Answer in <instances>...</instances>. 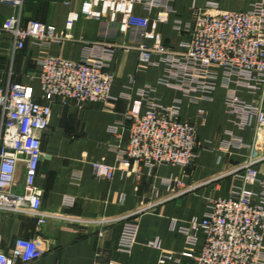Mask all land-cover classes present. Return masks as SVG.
<instances>
[{
	"label": "crops",
	"instance_id": "crops-1",
	"mask_svg": "<svg viewBox=\"0 0 264 264\" xmlns=\"http://www.w3.org/2000/svg\"><path fill=\"white\" fill-rule=\"evenodd\" d=\"M82 1L25 0L23 18L63 28L68 13L78 9ZM209 1L217 2L220 9L249 10L262 0H163V5L152 8L137 4L135 14L148 19L145 27L81 17L74 26V38L46 47L28 41L16 52L13 36L1 25L18 8L0 2V86L9 80L31 85L35 97L43 101L38 78L41 57L61 55L79 61L107 55L108 68L115 74L111 92L117 97L82 106L63 98L53 103L50 125L42 136L44 155L37 182L43 189L42 209L71 220L55 219L38 225L32 216L6 214L0 227L5 249H11L20 237L40 234L49 240L51 249L26 264H193L182 252H199L204 232L198 230V242L191 245L177 226L188 224L193 217L203 218L209 210L208 198L227 196L243 185L240 168L248 155L245 145L253 139L250 115L241 106H230L228 90L220 81L210 93L187 94L178 86L161 83L170 79L166 62L141 61L137 51L124 47L144 42L181 48L188 39L187 29L195 21L194 6L206 7ZM108 44L116 46L106 53ZM148 87L150 97L162 104H179L182 121L198 124L203 145L199 157L188 168L161 165L150 170L143 163H133L126 171L117 170L112 179L95 176L93 162L114 164L116 146L128 141L127 130L119 138L110 127L124 121L128 124L130 109L145 111L140 92ZM237 95L248 104L260 100L264 104V90L240 88ZM258 169L264 172V161ZM17 180L16 190L21 192L23 168ZM177 180H182L184 187ZM185 186L192 189L184 191ZM128 216L138 223L136 243L130 252L119 248Z\"/></svg>",
	"mask_w": 264,
	"mask_h": 264
},
{
	"label": "built area",
	"instance_id": "built-area-1",
	"mask_svg": "<svg viewBox=\"0 0 264 264\" xmlns=\"http://www.w3.org/2000/svg\"><path fill=\"white\" fill-rule=\"evenodd\" d=\"M18 8L6 18L1 29L14 38L13 52L23 49L28 41L46 47L52 42L63 43L74 38L73 29L79 18L126 21L145 27L148 19L135 14V6L163 5V0H83L78 9L68 13L65 26L60 28L37 19L25 21V0H0ZM194 24L187 29L188 39L175 49L162 43L139 42L126 45L135 50L141 61L155 64L166 62L170 79L162 84L180 87L187 94L212 92L221 82L228 90V102L241 106L249 115L253 139L245 145L248 150L240 170L243 185L227 196L208 198L209 210L203 218L193 217L188 224L174 228L187 236L188 243L198 242L197 231L203 230L204 244L199 252L183 251L193 264H264V172L258 164L264 161V104L260 100L246 103L237 95L240 88L264 90V0L249 10L220 9L215 1L206 7H195ZM115 44L105 46L112 52ZM107 55L87 57L76 61L61 55H47L38 60V78L43 101L34 95V88L9 80L0 86V227L6 214L27 215L38 225L51 220L71 218L42 209L43 189L37 179L43 158L42 136L50 125L52 105L58 98L77 105L100 103L116 99L111 92L114 72L106 61ZM174 81V82H173ZM151 87L140 95L145 100V111L130 109L126 121L110 127L122 138L128 131L127 143L116 146L114 164L93 162L95 176L112 179L117 170L126 171L133 163H143L150 170L161 165L191 167L203 145L198 135V124L180 119V105L166 106L150 97ZM24 170L23 189L17 191V175ZM172 180L168 182L171 186ZM184 187L182 180L176 181ZM249 186H257L255 190ZM186 187L184 191L191 190ZM183 191V192H184ZM124 220L120 250L130 252L136 243V219ZM74 220V219H72ZM159 246L157 242H151ZM51 245L37 234L20 237L11 249L3 246L0 231V264H26L40 259ZM170 252V258L173 257Z\"/></svg>",
	"mask_w": 264,
	"mask_h": 264
}]
</instances>
